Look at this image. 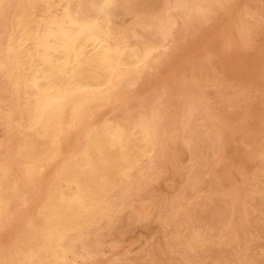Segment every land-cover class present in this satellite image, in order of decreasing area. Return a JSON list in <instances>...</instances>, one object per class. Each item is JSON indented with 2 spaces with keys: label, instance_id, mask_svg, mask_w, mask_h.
Wrapping results in <instances>:
<instances>
[{
  "label": "bare ground",
  "instance_id": "1",
  "mask_svg": "<svg viewBox=\"0 0 264 264\" xmlns=\"http://www.w3.org/2000/svg\"><path fill=\"white\" fill-rule=\"evenodd\" d=\"M114 1L115 0H10L11 5L10 7L7 6V8H9L6 10L7 21L5 23L6 33L4 35V39H6V41L9 40V42L5 46L0 47V69H4L7 72V76H5L8 78H6V82L0 86V101L4 104V109L0 111L2 112L3 119H6L7 125L9 124L11 127L16 128L18 134L15 136L13 143L11 142L10 152L8 150L9 154L2 159V163L0 164V264H71L70 262L75 260L76 254L73 249L69 247V239H73V236L78 232L87 234L92 230V226L95 225V222L99 219L111 217L112 214L125 210L129 205L128 200L132 194L144 191L149 188L153 182H158V180L162 177L165 167H167V163H169L168 159L170 157L173 158L171 151L178 150L180 147L187 151L190 163L189 167L193 170L188 171L186 175V184L179 189L170 200H168L167 209L165 213H163L162 220L165 223L173 220L178 216L179 209L184 207L182 201L188 198L187 194L192 193V195H188L190 197H197L198 195L195 191L199 188L198 185L201 180L197 176L200 174V170L204 167L205 161L208 159V149L210 148L209 146L212 145L211 143L215 141L218 142V148L220 149V146L224 141V136L226 135L224 134L225 130H222L223 127L224 129L229 130L235 116H240L241 112L246 111L251 105V102L247 99L245 94L240 95L239 92L241 91L234 94L226 93L225 91L228 90H225L222 85V81H218V79L214 76L213 69L208 62H201L198 66L195 65L192 68L189 67V70L183 76L180 72L182 77L178 79L180 80L179 89L178 92L176 91L178 94L176 95L177 100L175 101L170 99L172 89L167 86V91L162 87V89H158V91H153L151 93L148 92V96L139 97L137 94V90H140L138 88L139 83H142V81H147L149 83L152 71L156 68V66L158 68L159 62L163 58L166 60L171 59L182 39L188 36L190 37L199 27L201 28L202 26L203 28V24L210 19L215 12L222 9L226 10V6H229L231 3L234 5L233 2L235 0H171L172 2L169 1L170 4L167 3L165 6L163 11L164 14L156 17L154 21H152L151 18V20H149L150 22H148L147 18H145V20H147L146 22L144 17L141 18L139 15L135 14L127 17L128 19L131 17V20L130 22H126L121 14V10L117 11L120 12L119 14L111 12L112 3ZM126 5L123 4L125 8ZM245 5H242V12L238 10L239 13H241L238 24L252 18L253 16H257L259 14L264 15V0H254V3L250 6ZM114 9L115 8H113V10ZM128 9L129 8L126 10L129 11ZM157 12L158 11H156L155 14H158ZM230 13H232V11ZM129 14L131 15V11ZM140 14L144 15L141 13V9ZM152 14H154L153 11ZM123 15L125 16V14ZM146 15L148 14L146 13ZM238 15L237 17H239ZM221 16L219 21L221 20ZM230 18L228 19L230 20ZM235 20L238 21V19ZM220 23H218V25ZM227 23L226 24L230 29L229 26L232 23L230 22V25L229 21ZM261 24L262 23H260V25ZM174 25H177L178 27L176 31L173 30ZM223 27L224 26H222V28ZM234 28L236 29L237 26ZM234 28L232 31L235 30ZM221 29L220 32L222 31ZM237 29H240V27L238 26ZM229 31L231 32V30ZM238 34L241 40L245 41L249 38L248 30H238ZM204 35L207 34L204 32ZM213 37L214 36H212V38ZM14 38L16 39V42H10V40ZM259 40L260 39H258V42ZM200 41L197 40L196 42L199 43ZM256 42L253 41L254 44H256ZM199 45H201V43ZM196 47L194 46V48ZM247 48L251 51V48ZM253 48L254 47L252 46V49ZM213 49L214 48H212V50ZM262 49L264 48L262 47ZM189 50L193 49L191 48ZM229 51L230 50L228 49L227 52ZM202 52L203 51H201V53ZM209 52L211 54L210 50ZM254 53L256 54V52ZM192 54L193 53H191V56ZM225 55L223 53V56ZM237 55L239 56V54ZM225 57H227V55ZM176 58L178 57L176 56ZM204 58L205 57H203V60ZM244 58L246 60V56ZM199 59H201V57ZM237 60L239 59L237 58ZM196 61L197 60H195V62ZM200 61L201 60H199V62ZM172 62L173 59L171 64ZM222 62L224 61H221V63ZM165 65H167V63ZM169 66L167 68H169ZM231 66H233V64ZM240 66L241 65H239V67ZM171 68L175 69V67ZM161 69H163V67ZM177 69L178 68H176V72ZM184 70H186V68H184ZM238 71L239 70L236 72ZM243 71L245 72L246 70ZM243 71H241L242 74ZM156 72L158 74L159 71ZM239 72L238 74H240ZM249 72H251V70ZM228 73L229 78L231 72ZM227 74L223 75L226 76ZM242 74L239 76L241 77ZM260 74L261 76L264 75V73ZM177 76H179V73ZM244 76L242 78H244ZM168 77L165 78L167 79ZM162 79L160 81H162ZM173 81H175V79ZM173 81L172 85L174 86ZM239 81H241V79ZM254 82L255 87H257L256 85H258V83L256 84V80H254ZM261 82L263 81L261 80ZM166 84H168L167 81ZM149 85L151 84H148V86ZM240 85H243V82L242 84L240 83ZM261 85L258 87H261ZM210 86L219 87V91H221H218V94H214L211 97L212 100L208 103V107L204 105L206 107V114L211 119L214 118L216 123H218L216 124V128H214L215 130L212 132H209L208 129L198 121V119L201 118L196 115L194 104L192 102L196 96H203L204 88ZM174 87L176 88L177 86ZM170 89L171 91H169ZM172 96H174V92L171 94V97ZM212 122L214 123L213 120ZM210 125L213 124L210 122ZM234 125L235 122L233 123V126ZM227 130L226 132H230ZM260 131L255 135L252 132V134H250L254 136H251L249 142L247 141L248 154L245 159H249L250 162L252 161V165H250L251 167L249 166L248 169H243L241 171V179L243 184H245L248 188L247 193L249 194L250 199H253L256 193H259L264 189V124ZM239 132L241 134L240 130ZM242 132H245V130ZM233 135H235V133ZM210 139H212V142H210ZM221 155L223 156L222 153ZM221 161L224 162L223 160ZM227 165L229 164L227 163ZM211 166H213V164L210 165V167ZM170 168L171 167H169V169ZM232 168L233 167L231 166V169ZM171 172L172 174L174 173V171ZM176 173H178V170ZM164 179L165 178L163 177V181ZM174 179L176 180V178ZM211 182L212 186H215V183L213 184V181H210V183ZM171 184H173V182ZM221 185L224 186V184ZM157 186H159V184ZM230 189L233 190L232 188ZM230 189L226 192L227 195L231 193ZM172 190L174 191V189ZM223 191L225 192V188ZM157 192H159V190ZM240 193L242 192L240 191ZM198 196L200 198L202 195L200 194ZM207 196L209 198V194ZM243 197L245 198L244 193ZM218 198L219 199L215 200H221L220 197ZM148 199L149 198H147V200ZM202 199H204V197H202ZM205 199H207V197ZM156 200L157 198L155 201ZM211 200H213V197ZM150 202L151 201H149V203ZM154 202H152V205L156 203ZM195 203L196 202H194V206ZM235 203L234 209L232 206L231 208L237 212L239 208L243 210V207L247 205V203H245L246 205L244 204L245 206H242L243 202L238 200ZM258 203L256 204L257 206ZM205 205L206 204H204V206ZM17 206L28 208L30 206L31 209H25V215L23 214L24 216H21V219L19 218L23 225L21 232H14L15 234L13 236H5L4 238V230L14 225V218L17 215L15 213ZM252 207L256 208L255 206ZM208 208L210 207H206L207 210ZM216 208H218V206ZM154 210L156 211V209ZM158 211L161 212V210ZM211 211L212 210H210V212ZM246 211L243 210V213L240 215L241 218L237 219L235 224L232 222L234 219H231L232 221H230L232 223L228 222L225 225V228L223 230L221 229L222 231L218 232L216 235H214L210 229L206 227L194 225L193 228L190 227V229L185 231L183 234L182 231L181 236L180 234L176 235V233H174L176 235L174 238V236L170 234L171 238L173 236L176 243L181 246L185 253H220L225 251L226 247L231 244L242 243L243 245L244 243L242 242V239L244 237L241 239L239 238L240 240L238 239L237 235L239 230H236L235 227L239 226V229H241L247 225L244 222V220L246 221L247 219L246 214L248 212ZM143 214L145 213L143 212ZM201 214H204V212H201ZM224 214H226L225 211ZM183 215H185V213ZM186 215L189 216V212H186ZM232 216L235 217L233 214ZM237 216L238 214L236 217ZM228 217H230V214ZM247 217L249 218V216ZM209 218L212 222L211 216ZM219 218L220 215L218 220ZM175 220L177 221V219ZM179 220L180 219H178V222L176 223L181 226L182 223H180L181 221L179 222ZM218 220H216V222ZM257 221L264 228V216L260 215ZM187 223L189 222L187 221ZM214 223L215 221H213L212 224ZM160 224L162 223H159V226ZM174 226L176 225L174 224ZM161 227L160 231L162 232ZM184 228L185 226L183 229ZM258 229H260V227ZM103 231L105 230L103 229ZM250 231H252V234L254 233L253 230ZM99 232L101 231L99 230ZM116 232L113 234L114 238L116 236ZM165 232L163 230V233ZM93 233H96V231ZM104 233L102 234L103 236H105ZM110 236H112V234ZM252 236H250V238ZM109 237L106 238V240H109ZM112 239L113 238H111V240ZM120 239L121 238L118 236L117 240L120 241ZM247 240L244 242H248ZM160 242V244H163L161 240ZM249 242L247 244H249ZM92 243L96 242L93 241ZM119 243L121 244V242ZM152 244L154 245V243ZM104 245H106V243ZM97 246H99V244ZM85 247L86 246L84 245V248ZM154 248L152 250H156ZM239 248L241 251L238 252L240 255L237 263L253 264L249 261L252 259L249 257L246 258L245 256H250L247 254L249 251L244 255L242 252L245 251L244 248ZM175 250L177 252V249ZM236 250L233 251L235 252ZM161 251L159 253H161ZM138 252L140 251L138 250ZM261 252L262 251H260V253ZM115 253L117 252H114V254ZM140 253L143 254V252ZM166 253L167 252L165 251V254ZM99 254L101 255V253ZM150 254L152 255V252ZM145 256L143 261L146 260ZM174 256H176V254ZM110 257L107 258L110 259ZM154 258L156 260V257H153V259ZM164 258H166V256ZM226 259L228 260V258ZM260 260L261 259H259V261ZM100 261L102 260L100 259ZM185 261L187 260L184 259L182 262ZM230 264H232V262Z\"/></svg>",
  "mask_w": 264,
  "mask_h": 264
},
{
  "label": "rangeland",
  "instance_id": "2",
  "mask_svg": "<svg viewBox=\"0 0 264 264\" xmlns=\"http://www.w3.org/2000/svg\"><path fill=\"white\" fill-rule=\"evenodd\" d=\"M154 1V2H153ZM159 1V2H158ZM172 2L171 0H147V3H146V0H119V1H114L113 3H112V7H111V12H113V13H116V14H119L120 12H117V11H119V10H121V14H122V16H123V18H124V20L126 21V22H130V20H131V17L128 19L127 17H129V16H132V14H135V15H139L141 18H143L144 17V20H145V18H147V20H148V22H150L149 20H151V18H152V21H154L155 19H156V17H159V16H161L162 14H164V8H165V6L167 5V3L168 4H170V2ZM241 3H240V2ZM256 1V0H255ZM118 2V3H117ZM163 2V3H162ZM177 2V1H176ZM179 2V1H178ZM250 2H252V3H250ZM2 3V4H1ZM116 3V4H115ZM122 5H121V4ZM149 3V4H148ZM234 5L231 3V4H229V6H226V10H224V9H222V10H219V11H217V12H215L214 14H213V16L210 18V19H208L203 25L205 26H203V28H202V26H201V28L199 27L196 31H194L193 33H192V37L190 36H188L189 37V39H188V37H186V38H184V39H182L180 42H179V45H178V48H177V50H178V52H177V50H176V52L174 53V55H172V57H171V59H165V58H163L160 62H161V65H160V62H159V65H158V68H157V66H156V68L152 71V74H151V77H150V79H149V83L147 82V81H142V83L140 82L139 83V86H138V88L140 89V90H137V94H138V96L140 97V96H148V94L149 93H151V92H153V91H158V89H162V87L163 88H165V90L167 91V88H166V86L167 87H169V88H171L172 89V93L171 94H173V92H174V96H172L171 97V94H170V99L172 100V101H175V100H177V94L178 93H176V91L178 92V89H179V81L180 80H178V79H180V77H182L188 70H189V67L190 68H192L193 66H195V65H199L201 62H208L209 64H210V66H211V68L213 69V74H214V76L218 79V81H222V85H223V87H224V89L225 90H228V91H225L226 93H230V94H234V93H238V91H241V92H239L240 93V95H243V94H245V96H247V99H249V101L251 102V105L249 106V108L246 110V111H244V112H241V114H240V116H235V119H234V121H233V123L235 122V125L234 126H236V125H238V126H236V127H234L233 126V123H232V126H231V128L229 129V130H227V129H224V127H223V131H224V134H226L225 136H224V141H223V143H222V145L220 146V149L218 148V142H213V143H211L212 145H210L209 147V149H208V156H207V160L205 161V165H204V167H202V169L200 170V174H198V178L201 180V181H199V185H198V187L199 188H197V191H195L196 192V194H198V195H202L200 198H199V196L197 195V197H190V196H188V195H192V193H188L187 194V197L188 198H186L184 201H182V204H183V208H180L179 209V214H178V216L177 217H175L173 220H171V221H169V222H164L163 220H162V216H163V213H165V211H166V209H167V204H168V200H170L177 192H178V190L179 189H181L185 184H186V175H187V173H188V171L189 170H193L192 168L190 169V167H189V158H188V154H187V151L185 150V149H183V148H178V150H173V151H171V155H172V157L173 158H169L168 160H169V163H167V167H165V170H164V172L162 173V177L158 180V184H159V186H157L158 184L156 183V182H153L152 183V185L149 187V188H147V189H145L144 191H141V192H138V193H135V194H132L130 197H129V205H128V207L125 209V210H123L122 212H119V213H116V214H112L111 215V217H105V218H102V219H99L98 221H96L95 222V225H93L92 226V232L90 231V232H88L87 234H82V233H80V232H78V233H76L74 236H73V239H69V242H70V244H69V247L70 248H72L73 249V251L75 252V254H76V258H75V260L74 261H71L70 263L71 264H98L99 262V264H169V262H170V264H173L174 262V264H181V263H183V264H204L205 262H207L208 264H230L231 262H232V264H236L237 262H238V258H239V253L238 252H240L241 250H240V248L239 247H241V249H242V247L244 248V250L245 251H242L243 252V254L245 255L248 251V255H250V256H247V255H245L246 256V258H250V259H252V260H249L251 263H253V264H257V263H259V264H264V237H263V234H264V228H263V226H261L259 223H258V221H257V219H258V217L260 216V215H262V216H264L263 214H264V189L262 190V191H260L259 193H256L255 194V197L257 198H255V197H253V199H250L249 198V194L247 193V186L245 185V184H243V182H242V179H241V171L243 170V169H248L249 168V166L250 165H252L251 164V162H250V160L249 159H245V157L247 156V154H248V149H247V144H248V142H249V140H250V138H251V136L253 137L255 134H257V133H259V131L261 130V128L263 127V124H264V75H262L261 76V74L260 73H264V49H262V47L264 48V32H263V30H264V15H257V16H251L252 18H249V19H247L246 21H242L241 23H239L238 24V22H239V19H240V15H241V13H239V11L240 12H242L241 11V8L243 7L242 5H245V4H247V5H245V6H250L251 4H253L254 3V0H243V2H242V0H235L234 2ZM245 3V4H244ZM249 3V4H248ZM7 4V5H6ZM123 4L124 5H126V8H125V6H123ZM132 4V5H131ZM143 4V5H142ZM154 4V5H153ZM159 6H158V5ZM162 4V5H161ZM237 4H239V5H237ZM242 4V5H241ZM2 5V6H1ZM10 5H11V3H10V0H0V16H2V17H0V33L2 34H0V47H3V46H5L8 42H9V40H7L6 41V39H4V35H5V33H6V30H5V23H6V21H7V11L6 10H8V8L10 7ZM114 5H116V6H114ZM141 5V6H140ZM236 5V6H235ZM5 6V7H4ZM7 6H9L8 8H7ZM122 6H123V8H122ZM143 6V7H142ZM150 6V7H149ZM156 6V7H155ZM232 6V7H231ZM239 6V7H238ZM4 7V8H3ZM119 7H120V9H119ZM142 7V8H141ZM145 7V8H144ZM159 7H161V8H159ZM113 8H115L114 10H113ZM118 8V9H117ZM122 8V9H121ZM127 8H129L128 10L129 11H127L126 9ZM156 9V11H158L157 13L158 14H155L156 13V11H155V9ZM134 10V12H133V10ZM140 9H141V13L142 14H144V15H141L140 14ZM229 9V10H228ZM232 9V10H231ZM232 11V13H230L231 11ZM239 10V11H238ZM4 11H6V12H4ZM130 11H131V15L129 14L130 13ZM152 11H153V13L154 14H152ZM225 11V12H224ZM237 11V12H236ZM4 12V13H3ZM128 12V13H127ZM144 12V13H143ZM162 12V13H161ZM236 12V13H235ZM4 14V15H2V14ZM146 13L148 14V15H146ZM123 14H125V16L123 15ZM160 14V15H159ZM239 14V15H238ZM128 15V16H127ZM153 15V16H152ZM221 15H223V16H221ZM237 15L239 16V17H237ZM6 16V17H5ZM147 16H150V17H147ZM220 16H221V20L219 21V18H220ZM232 17V18H230V17ZM236 18H235V17ZM153 17H155V18H153ZM4 18H6V19H4ZM228 18H230V20L228 19ZM238 19V21L237 20H235V19ZM127 19V20H126ZM232 19V20H231ZM254 19H256V20H254ZM147 20H145L146 22H147ZM210 20V21H209ZM224 20H227V21H224ZM249 20V21H248ZM253 20V21H252ZM151 21V22H152ZM217 21V22H216ZM229 21V25H230V22L233 24V22H234V24L232 25H230L229 27H230V29L228 28V22ZM221 22V23H220ZM256 22V23H255ZM218 23H220L219 25H218ZM224 25H223V24ZM227 23V24H226ZM260 23H262L263 24V26H262V24L260 25ZM216 24V25H215ZM215 25V26H214ZM237 26V28H238V26L240 27V29H235L234 27L235 26ZM219 26V27H218ZM222 26H224L223 28H222ZM233 26V27H232ZM260 27V28H259ZM177 25H174V27H173V30H177ZM205 28H207V29H205ZM216 28H218V29H216ZM222 30L221 32H220V29ZM227 28H228V30H227ZM235 29V30H233L232 31V29ZM263 28V29H262ZM200 29H202V30H200ZM214 29H216V30H214ZM212 30H213V32H212ZM229 30H231V32L229 31ZM238 30H248L249 31V38H252V39H249L248 38V40H241L240 39V36H239V34H238ZM250 30H251V32H250ZM262 30V31H261ZM2 31V32H1ZM4 31V32H3ZM225 31V32H224ZM253 31V32H252ZM256 31V32H255ZM199 32V33H198ZM202 32V33H201ZM204 32L207 34V35H204ZM237 32V33H236ZM262 33V34H260V33ZM214 33V34H213ZM216 33V34H215ZM256 33V34H255ZM194 34V35H193ZM236 34V35H235ZM216 35V36H215ZM253 35H254V37H253ZM198 36H200V37H202V38H200V37H198ZM210 36V37H209ZM212 36H214L213 38H212ZM228 36V37H227ZM258 37V38H257ZM197 38H200L201 39V41H200V39H197ZM236 38V39H235ZM4 39V40H3ZM196 39V40H195ZM211 39V40H210ZM215 39V40H214ZM258 39H260L259 40V42H258ZM200 41L199 43H197L196 41ZM235 40H237V41H235ZM256 40H257V42H256ZM204 41V42H203ZM253 41L254 42H256V44H254L253 43ZM10 42H16V39L14 38V39H11L10 40ZM193 42V43H192ZM219 42V43H218ZM227 42V43H226ZM235 42H237V43H235ZM3 43V44H2ZM191 45H189V44ZM192 43V44H191ZM201 43V45H199ZM207 43V44H206ZM216 43V44H215ZM236 45H234V44ZM252 43V44H251ZM194 44V45H193ZM196 44V45H195ZM219 44V45H218ZM222 46H221V45ZM240 46H239V45ZM244 44V45H243ZM250 44H251V47H250ZM187 45V46H186ZM189 45V46H188ZM198 45V46H197ZM203 45V46H202ZM216 45V46H215ZM227 45V46H226ZM229 45V46H228ZM248 45V46H247ZM193 46V47H192ZM194 46L196 47V48H194ZM210 46V47H209ZM226 46V47H225ZM238 46V47H237ZM245 46H247V47H249V48H251V51H250V49H248L247 47H244ZM252 46L254 47L253 49H252ZM201 47V48H200ZM206 49H205V48ZM224 47V48H223ZM229 47V48H228ZM232 47V48H231ZM259 47V48H258ZM180 48H182V49H180ZM186 48V49H185ZM193 49V50H189V49ZM198 48V49H197ZM210 48V49H209ZM212 48H214L213 50H212ZM255 48H257V49H255ZM180 49V50H179ZM184 49H185V51H184ZM198 51H197V50ZM208 49V50H207ZM226 49V50H225ZM228 49L230 50L229 52H227L228 51ZM243 49V50H242ZM247 49V50H246ZM209 50L211 51V54H210V52H209ZM217 50V51H216ZM222 50V51H221ZM235 50H237V51H235ZM253 50H255V51H253ZM187 51V52H186ZM192 51V52H191ZM201 51H203L202 53H201ZM219 51V52H218ZM240 51V52H239ZM244 51V52H243ZM251 55H249L247 52ZM261 51H262V53H261ZM198 52H200L201 53V55H200V53H198ZM216 52V53H215ZM220 52H222V53H220ZM236 52V53H235ZM254 52H256V54L254 53ZM184 53H185V55H184ZM191 53H193L192 54V56H191ZM206 53V54H205ZM214 53V54H213ZM219 53H220V55H219ZM223 53H224V55H225V53H226V55H227V57H225V56H223ZM246 53V54H245ZM176 54V55H175ZM203 54V55H202ZM209 54V55H208ZM232 54V55H231ZM236 54V55H235ZM237 54H239V56L237 55ZM243 54V55H242ZM253 54V55H252ZM262 54V55H261ZM234 55V56H233ZM174 56H175V58H174ZM176 56L178 57V58H176ZM186 56V57H185ZM201 57V59H199L200 57ZM217 56V57H216ZM219 56H220V58H219ZM223 56V57H222ZM236 56V57H235ZM240 56H241V58H242V60H241V58H240ZM246 56V60H245V58L244 57ZM263 56V57H262ZM181 59H180V58ZM188 57V58H187ZM192 57H193V59H192ZM195 57V58H194ZM196 57H198V58H196ZM203 57H205L204 58V60H203ZM222 57V58H221ZM248 57V58H247ZM232 58V59H231ZM237 58L239 59V60H237ZM243 58H244V60H243ZM172 59H173V62H172V64H171V61H172ZM177 59V60H176ZM185 59V60H184ZM249 59H250V61H249ZM188 60V61H187ZM194 60V61H193ZM195 60H197L196 62H195ZM199 60H201L200 62H199ZM203 60V61H202ZM164 61V62H163ZM170 61V62H169ZM179 61V62H178ZM192 61H193V63H192ZM221 61H224V62H222L221 63ZM227 61V62H226ZM229 61H231V62H229ZM240 61V62H239ZM245 61V62H244ZM177 62V63H176ZM184 62V63H183ZM233 62V63H232ZM237 62V63H236ZM167 63V65H168V63H169V68H167L168 66L167 65H165ZM179 63V64H178ZM191 63V64H190ZM195 63V64H194ZM197 63V64H196ZM230 63V64H229ZM233 64V66H231L232 64ZM163 64V65H162ZM184 64V65H183ZM187 64V65H186ZM251 64H252V66H251ZM181 65V66H180ZM223 65V66H222ZM226 65V66H225ZM239 65H241L240 67H239ZM161 66V67H160ZM176 66H178V67H176ZM181 67V69H180V67ZM185 66V67H184ZM188 68H187V67ZM230 66V67H229ZM261 66H263V67H261ZM163 67V69H161ZM171 67H175V69H173V68H171ZM186 68V70H184V68ZM233 67V68H232ZM237 67H238V69H237ZM245 67H246V69H245ZM165 68H167V69H165ZM176 68H178L177 69V72L179 73V76H177V72H176ZM224 68H227V69H224ZM243 68V69H242ZM252 68V69H251ZM157 69V70H156ZM225 71H224V70ZM242 69V70H241ZM249 69V70H248ZM260 69V70H259ZM165 71V72H163V71ZM168 70H170V71H168ZM233 70H234V72H233ZM237 70H239L238 72L240 73V74H242V72L241 71H243V70H246L245 72L243 71V76H244V78H242L243 76L241 75V77L239 76L240 74H238V72H236ZM251 70V72H249ZM156 71H159L158 72V74H157V72ZM168 71V72H167ZM184 71V72H183ZM226 71H227V73L228 72H231V74H230V76H229V78L231 79H229L228 78V75H229V73L227 74L226 73ZM259 72V73H257V72ZM263 71V72H262ZM155 72H156V74H155ZM162 72H163V74H162ZM175 72V73H174ZM182 73V76H181V73ZM236 72V73H235ZM248 72V73H247ZM169 74V75H168ZM173 74H174V76H173ZM223 74H227L226 76L225 75H223ZM259 74V75H258ZM7 76V72L3 69H0V86H2L5 82H6V78H8V77H6ZM154 75H155V77H154ZM157 75V76H156ZM254 75V76H253ZM169 76V77H168ZM172 76V77H171ZM232 76H234V77H232ZM238 76H239V78H238ZM247 76V77H246ZM261 76V77H260ZM157 77V78H156ZM165 77H168L167 79L165 78ZM174 77V78H173ZM249 77V78H248ZM163 78V79H162ZM165 78V79H164ZM173 78V79H172ZM226 78H227V80H226ZM234 78H235V80H234ZM236 78H238V79H236ZM246 78V79H245ZM262 78V79H261ZM155 79V80H154ZM162 79V81H160ZM175 79V81H173ZM177 79V80H176ZM223 79H224V81H223ZM241 79V81H239ZM251 81V83H250V81ZM154 80V81H153ZM230 80V81H229ZM245 80V81H244ZM253 80V81H252ZM254 80H256V84L258 83V85H256L257 87H255V82H254ZM261 80L263 81V82H261ZM153 81V82H152ZM160 81V82H159ZM166 81H167V83L168 84H166ZM172 81L174 82L173 84H174V86H177L176 88L172 85ZM228 81V82H227ZM161 82H163V83H161ZM175 82H176V84H175ZM232 82V83H231ZM234 82V83H233ZM242 82H243V85H240V83L242 84ZM246 82V83H245ZM151 84V85H149L148 86V84ZM261 83H262V85H261ZM163 84H164V86H163ZM252 84V85H251ZM144 85V86H143ZM156 85V86H155ZM161 85V86H160ZM259 85H261V87H258ZM235 86V87H234ZM143 87V88H142ZM148 87V88H147ZM149 87H151V88H149ZM252 87V88H251ZM254 87V88H253ZM137 88V89H138ZM146 88V89H145ZM152 88H154V89H152ZM251 88V89H250ZM256 88V89H255ZM146 91H145V90ZM150 89V90H149ZM171 89L169 90V91H171ZM175 89V90H174ZM177 89V90H176ZM251 90V91H249V90ZM260 89V90H259ZM149 90V91H148ZM220 90V88L219 87H216V86H210V87H206V88H204V94H203V96L201 95V96H196L193 100H192V102H193V104H194V110H195V113H196V115L199 117V118H201V119H198V121L201 123V124H203L207 129H208V131L210 132H212V131H214L215 129L214 128H216V124H218V123H216V121H215V119L214 118H210L207 114H206V107H208V103L210 102V100H212L211 99V97L214 95V94H218V91ZM253 90V91H252ZM139 91V92H138ZM146 92V93H145ZM149 92V93H148ZM219 92H221V91H219ZM230 94H227V95H230ZM250 94V95H249ZM256 95V96H255ZM201 97V98H200ZM138 98V97H137ZM199 98V99H198ZM202 101H201V100ZM204 99V100H203ZM263 99V100H262ZM198 100H200V101H198ZM251 100H253L254 101V103H253V101H251ZM203 102V103H202ZM256 102V103H255ZM205 103V104H204ZM253 104H255V105H253ZM206 107H205V106ZM3 107V108H2ZM4 109V104H3V102L2 101H0V110L2 111ZM201 109V110H200ZM205 109V110H204ZM258 109H260V110H258ZM204 110V111H203ZM0 111V152H2V153H0L1 154V156H0V164L2 163V159H4L8 154H9V152H10V150H11V144L13 143V141L15 140V136H17V129L16 128H14V127H11L9 124L7 125V121H6V119L4 118L3 119V116H2V112ZM210 111V110H209ZM205 113V114H204ZM202 116V117H201ZM205 117V118H204ZM239 117H240V119H239ZM208 118V119H207ZM211 120H210V119ZM3 119V120H2ZM212 120L214 121V123L212 122ZM4 121V122H3ZM210 122L214 125H210ZM262 122V123H261ZM242 123V124H241ZM245 123V124H244ZM241 124V125H240ZM244 125V126H243ZM6 128V129H5ZM213 128V129H212ZM234 128H235V130H234ZM245 130V132H242L243 130ZM1 130H3V131H1ZM8 130V131H7ZM226 130L227 131H230V132H226ZM239 130L241 131V134H240V132H239ZM248 130H250V131H248ZM222 131V132H223ZM237 133H236V132ZM247 131V132H246ZM254 131H256V132H254ZM5 132H6V134H5ZM7 132H8V134H7ZM254 134V135H250V134H252V133ZM261 132V131H260ZM2 133V134H1ZM12 133V134H11ZM15 133V134H14ZM235 133V135H233ZM246 133V134H245ZM249 133V134H248ZM229 135V136H228ZM232 136V137H231ZM250 136V137H249ZM11 137V138H10ZM13 137H14V139H13ZM228 137H230V138H228ZM3 138V139H2ZM2 139V140H1ZM5 139V140H4ZM8 139V140H7ZM227 139V140H226ZM10 140V141H9ZM9 141V142H8ZM233 143V145H232V143ZM248 141V142H247ZM7 142V143H6ZM12 142V143H11ZM210 142H212V139H210ZM223 144H224V146H223ZM244 144V145H243ZM211 146H213V147H211ZM212 148V149H211ZM223 149V150H222ZM8 150H9V152H8ZM213 152H215V153H213ZM224 151V152H223ZM217 152V153H216ZM221 153L223 154V156L221 155ZM175 154V155H174ZM187 154V156L185 157V155ZM211 157H210V156ZM220 155H221V158H220ZM4 156V157H3ZM176 156V157H175ZM178 156V157H177ZM214 156V157H213ZM180 157V158H179ZM219 158V159H218ZM178 159V160H177ZM179 159H181V160H179ZM223 160L224 162H222L221 160ZM183 160V161H182ZM177 161V162H176ZM213 161V162H212ZM221 163V164H223V165H221L219 162ZM212 162V163H211ZM236 162H237V165H236ZM224 163H225V166H224ZM227 163L229 164V165H227ZM250 163V164H249ZM213 164V166H211L210 167V165H212ZM233 164V165H232ZM241 164V165H240ZM182 165V166H181ZM183 165H184V167H183ZM228 166V167H227ZM231 166L233 167L232 169H231ZM169 167H171L170 169H169ZM188 169H187V168ZM227 169H226V168ZM251 167V166H250ZM180 168V169H179ZM230 170H229V169ZM174 169V170H173ZM175 169H176V171H175ZM241 169V170H240ZM167 170H168V174H167ZM177 170H178V173H176L177 172ZM179 170H181V171H179ZM210 170V171H209ZM228 170V171H227ZM235 170V171H234ZM171 171H174V173L172 174V172ZM187 171V172H186ZM209 171V172H208ZM213 171V172H212ZM215 171V172H214ZM219 171V172H218ZM233 171V172H232ZM236 172V173H235ZM239 172V173H238ZM0 173H1V165H0ZM166 173V174H165ZM204 173V174H203ZM210 175H209V174ZM211 173H213V174H211ZM173 177H171L170 175ZM175 174V175H174ZM182 174V175H181ZM185 174V175H184ZM208 174V175H207ZM230 174H232V175H230ZM206 175V176H205ZM214 175V176H213ZM227 177H226V176ZM238 175V176H237ZM169 176V177H168ZM184 176V177H183ZM163 177L166 179H164V181H163ZM167 177V178H166ZM204 177V178H203ZM217 177V178H216ZM226 177V178H225ZM240 177V178H239ZM169 178V179H168ZM172 178V179H171ZM174 178H176V180L174 179ZM228 178V179H227ZM168 179V180H167ZM171 179V180H170ZM211 179V180H210ZM241 179V180H240ZM163 182H162V181ZM170 180V181H169ZM203 180V181H202ZM207 180V181H206ZM210 181H213V184L215 183V186L213 185L212 186V182L210 183ZM173 182V184H171ZM184 182V183H183ZM219 182V183H218ZM236 182V183H235ZM165 185H163V184ZM203 183V184H202ZM233 183V184H232ZM175 184V185H174ZM211 184V185H210ZM221 185V184H224V186L223 185H221V186H219V185ZM174 185V186H173ZM218 185V186H217ZM234 185V186H233ZM212 186V187H211ZM240 186V187H239ZM153 187V188H152ZM156 187H157V189H156ZM167 187V188H166ZM170 187V188H169ZM172 187V188H171ZM218 187V188H217ZM235 187V188H234ZM204 188V189H203ZM224 188H225V192L223 191L224 190ZM228 188V189H227ZM230 188H234L233 190H231ZM242 190H241V189ZM152 189V190H151ZM166 189V190H165ZM169 191H168V190ZM172 189H174V191L172 190ZM229 189H230V191H231V193H229V195H227L226 194V192L227 191H229ZM159 190V192H157V191ZM202 190H204V191H202ZM214 192H213V191ZM238 190H240L242 193H240V191H238ZM166 191V192H165ZM173 191V192H172ZM234 191V192H233ZM236 191V192H235ZM146 192H147V194H146ZM190 192V191H189ZM207 192H210V193H207ZM218 192V193H217ZM221 192V193H220ZM139 193H141V194H139ZM168 193V194H167ZM173 193V194H172ZM207 193V194H206ZM236 193V194H235ZM243 193H244V196H245V198L243 197ZM247 193V194H246ZM144 194V195H143ZM152 194H154V195H152ZM158 194V195H157ZM196 194H195V196H196ZM206 194V195H205ZM209 194V198H208V195ZM233 194V195H232ZM213 195V196H212ZM235 195V196H234ZM237 195V196H236ZM213 197V200H215V199H219L218 197H220V199L221 200H215V201H213V200H211V198ZM226 196V197H225ZM229 196V197H228ZM241 196V197H240ZM155 197V198H154ZM202 197H204V199H202ZM207 197V199H205ZM147 198H149L148 200H147ZM152 198H154V199H152ZM157 198V200L155 201V199ZM191 198V199H190ZM193 198V199H192ZM199 198V199H198ZM233 198V199H232ZM244 199V201H243V199ZM255 198V199H254ZM138 199H139V201H138ZM190 199V200H189ZM232 199V200H231ZM238 201H242L243 202V205L242 206H245L246 204L245 203H247V205L245 206V207H243V210H247L246 212H248L246 215L247 216H249V218L246 216V221L244 220V222L247 224V225H245L244 226V228H241V229H239V226H236L235 228H236V230H239L237 233H238V239L240 238H243L242 240V242L246 245H242V243H238V244H231L230 246H227L226 247V249H225V251H226V253H225V251H223V252H220V253H215V252H211V254L210 253H208V252H205L204 254L203 253H196V252H193V253H185L184 251H183V249L181 248V246L178 244V243H176V241L174 240V238H175V236L176 235H179L180 234V236L183 234V233H185V231H187L188 229H190V227L191 228H193L194 227V225H197V226H201V227H206V228H208V229H210V231L214 234V235H216V234H218V232H221L224 228H225V225L228 223V222H231L233 219V223L235 224V221L237 220V219H239V218H241L240 217V215L243 213V210L242 209H240L239 208V210H238V212L237 211H234L233 209H234V205L236 204L235 202H237V200ZM240 199V200H239ZM141 200H142V204H141ZM145 200V201H144ZM148 201V206H147V201ZM152 200H154V201H152ZM188 200V201H187ZM194 200V201H193ZM196 200V201H195ZM200 200V201H199ZM204 200H206V201H204ZM212 201V202H210V201ZM250 200V201H249ZM253 200V201H252ZM149 201H151L150 203H149ZM157 201H158V203H157ZM187 201V202H186ZM193 201V202H192ZM203 201V202H202ZM145 202H146V204H145ZM152 202H154L153 204L154 205H152ZM186 202V203H185ZM192 204H191V203ZM194 202H196L195 203V206H194ZM223 202V203H222ZM258 203V206L256 205L257 203ZM213 203V204H212ZM235 203V204H234ZM253 205H252V204ZM139 204H141V205H139ZM189 204V205H188ZM191 204V205H190ZM202 206H201V205ZM204 204H206L205 206H204ZM209 204V205H208ZM224 204H226V205H224ZM233 204V205H232ZM245 204V205H244ZM156 205H163L162 207L161 206H156ZM166 205V206H165ZM185 205H186V207H185ZM218 206V208H216L217 206ZM230 205V206H229ZM134 206V207H133ZM152 206V207H151ZM154 206H155V208H154ZM205 208H204V207ZM213 206H215V207H213ZM231 206H232V208H231ZM250 206V207H249ZM252 206H255L256 208H254V207H252ZM19 207V208H18ZM160 208V209H158V208ZM206 207H210V208H208V210L206 209ZM17 209V211L15 210V213L17 214L16 215V217L14 218L15 219V221H14V225H12L10 228L8 227V229H5L4 230V232H3V235H4V238H5V236L6 237H8V236H13L15 233H20L21 232V230L23 229V225H22V222H21V216H24L25 215V209H28L29 210V208L31 209V207L29 206V208L28 207H20V206H17L16 207ZM22 210H21V209ZM131 208V209H130ZM142 208V209H141ZM143 208H144V211H143ZM149 208V209H148ZM151 208V209H150ZM161 208H163V209H161ZM154 209H156V211L154 210ZM188 209H189V211H188ZM212 210L211 212H210V210ZM229 209V210H228ZM232 209V210H231ZM257 209V210H256ZM259 209V210H258ZM19 210V211H18ZM130 210V211H129ZM134 210V211H133ZM158 210H161V212L160 211H158ZM164 210V211H163ZM205 210V211H204ZM221 210V211H220ZM230 210H231V212H230ZM22 211V212H21ZM127 211V212H126ZM132 211H133V213H132ZM184 211V212H183ZM209 211V212H208ZM224 211H225V213L226 214H224ZM255 213H254V212ZM18 212V213H17ZM129 212H131V213H129ZM136 212V213H135ZM143 212L145 213V214H143ZM152 212V213H151ZM160 212V213H159ZM186 212H189V216H187L186 215ZM192 212V213H191ZM201 212H204V214H201ZM237 213L238 214V216L236 217V215L237 214H235V213ZM252 212V213H251ZM138 213V214H137ZM159 213V214H158ZM185 213V215H183ZM194 213V214H193ZM207 213V214H206ZM211 213H213V214H211ZM220 213H222V214H220ZM251 213V214H250ZM255 215H254V214ZM19 214V215H18ZM24 214V215H23ZM130 216H129V215ZM151 216H149V215ZM193 214V215H192ZM229 214H230V217H228L229 216ZM232 214L233 215H235V217L234 216H232ZM118 215V216H117ZM143 215V216H142ZM147 215V216H146ZM155 215V216H154ZM198 215V216H197ZM208 215V216H207ZM219 215H220V218H219V220H218V217H219ZM115 218H114V217ZM128 216V217H127ZM154 216V217H153ZM193 216V217H192ZM199 216H202V217H199ZM211 216V220H212V222L210 221V217ZM217 216V217H216ZM222 216V217H221ZM253 216V217H252ZM119 217V218H118ZM133 217V218H132ZM135 217V218H134ZM136 217H137V219H136ZM141 219H140V218ZM145 217V218H144ZM188 217V218H187ZM189 217H190V219H189ZM199 217V218H198ZM206 217V218H205ZM224 217V218H223ZM232 217V218H231ZM17 218V219H16ZM20 218V219H19ZM107 218H109V219H107ZM114 218V219H113ZM124 218V219H123ZM152 218V219H151ZM205 218V219H204ZM228 218H230V219H228ZM107 219V220H106ZM123 219V220H122ZM134 219V220H133ZM149 221H148V220ZM175 219H177V221L175 220ZM178 219H180L179 220V222L180 223H182V225L181 226H179V224H177L176 222H178ZM185 221H184V220ZM191 221H189V220ZM214 219V220H213ZM221 219H223V220H221ZM232 219V220H231ZM256 219V220H255ZM17 220V221H16ZM125 220V221H124ZM130 220V221H129ZM142 220V221H141ZM154 220H155V222H154ZM158 220H159V222H158ZM196 222H195V221ZM201 220V221H200ZM204 220V221H203ZM210 221V223H209V221ZM216 220H218L217 222H216ZM231 220V221H230ZM106 221V222H105ZM114 221V222H113ZM117 221H119V222H117ZM133 221V222H132ZM149 223H148V222ZM174 221V222H173ZM187 221L189 222V223H187ZM194 221V222H193ZM213 221H215V223L214 224H212L213 223ZM222 221V222H221ZM241 221V220H240ZM127 222V223H126ZM132 222V223H131ZM201 222H202V224H201ZM220 222V223H219ZM231 222V223H232ZM255 222H257V223H255ZM97 223V224H96ZM110 223V224H109ZM115 223V224H114ZM145 223V224H144ZM152 223V224H151ZM159 223H162V224H160V226H159ZM176 225V226H174V224ZM204 223V224H203ZM252 223H254V224H252ZM138 224V225H137ZM233 224V225H234ZM257 226H256V225ZM187 225V226H186ZM206 225V226H205ZM208 225V226H207ZM213 225V226H212ZM15 226V227H14ZM145 226V227H144ZM162 226V227H161ZM164 226V227H163ZM172 226V227H171ZM185 226V228L183 229V227ZM212 226V227H211ZM217 226V227H216ZM223 226V227H222ZM249 226V227H248ZM22 227V228H21ZM110 227V228H109ZM160 227H161V230H162V232L160 231ZM176 227V228H175ZM219 227H221V228H219ZM248 227V228H247ZM253 227H255V228H253ZM260 227V229H258ZM19 228V229H18ZM116 228H117V230H116ZM121 228H123V229H121ZM163 228H165V229H163ZM219 230H217V229ZM251 228V229H250ZM98 229V230H97ZM103 229L105 230V231H103ZM113 229V230H112ZM115 229V230H114ZM179 229V230H178ZM180 229H181V231H180ZM222 229V230H221ZM99 230L101 231V232H99ZM111 230V231H110ZM163 230H164V232L165 233H163ZM179 232H178V231ZM250 230H253V234H252V231H250ZM260 230H261V232H260ZM12 231H13V233H12ZM17 231V232H16ZM19 231V232H18ZM96 231V233H93V232H95ZM110 231V232H109ZM112 231H113V233H112ZM117 231V232H116ZM120 231V232H119ZM183 231V232H182ZM256 231H257V233H256ZM263 231V232H262ZM7 232H9V233H7ZM15 232V233H14ZM105 232V233H104ZM107 232V233H106ZM109 232V233H108ZM115 232H116V236H115V238L113 237V234H115ZM119 232V233H118ZM172 232V233H171ZM181 232H182V234H181ZM242 232H244V233H242ZM250 232V233H249ZM101 233V234H100ZM104 233V235L105 236H103L102 234ZM121 233V234H120ZM174 233H176V235L174 234ZM10 234V235H9ZM89 234V235H88ZM93 235V237H92V235ZM99 234V235H98ZM112 234V236H110ZM158 234V235H157ZM170 234H172L173 236H174V238H173V236H172V238H171V235ZM248 234H250V235H248ZM253 236H252V235ZM259 234V235H258ZM84 235H86V236H84ZM97 235V236H96ZM101 235V236H100ZM248 235V236H247ZM261 235V236H260ZM76 236H77V238H76ZM84 236V237H83ZM91 236V237H90ZM95 236V237H94ZM99 236V237H98ZM110 236V237H109ZM118 236L121 238L120 239V241H118L117 240V238H118ZM242 236V237H241ZM250 236H252L251 238H250ZM86 237H88V238H86ZM99 238V240H98V238ZM101 237V238H100ZM109 237V240H111V238H113L111 241H109L108 239V242H107V240H106V238H108ZM157 237V238H156ZM160 237V238H159ZM92 238H94V239H92ZM104 239V240H103ZM173 239V240H172ZM239 239V240H240ZM248 239V240H247ZM82 240V241H81ZM91 240V241H90ZM95 240H97V241H95ZM103 240V241H102ZM158 240V241H157ZM160 240L163 242V244H160L161 242H160ZM250 241L249 242V244H247L248 242H244V241ZM75 241V242H74ZM96 242V243H92V242ZM101 241V242H100ZM257 241V242H256ZM262 241V242H261ZM82 242V243H81ZM89 244H88V243ZM119 242H121V244L119 243ZM151 244H150V243ZM156 242V243H155ZM239 242V241H238ZM83 243H85V244H83ZM106 243V245H104ZM114 243V244H113ZM152 243H154V245L152 244ZM175 243H176V245H175ZM260 243V244H259ZM72 244V245H71ZM81 244H82V247H81ZM95 245V248H94V245ZM99 244V246H97V245ZM119 244V245H118ZM148 244V245H147ZM167 244V245H166ZM171 244H172V246H171ZM71 245V246H70ZM84 245L86 246L85 248H84ZM90 245V246H89ZM116 245V246H115ZM119 247H118V246ZM147 245V246H146ZM161 245V246H160ZM174 245H175V247H174ZM241 245V246H240ZM250 245V246H249ZM142 246H145V247H142ZM151 248H149V247ZM168 248H167V247ZM171 246V247H170ZM239 246V247H238ZM257 246H258V248L260 249H258L257 248ZM102 247V248H101ZM110 247V248H109ZM155 247V248H154ZM161 247H162V249H161ZM174 247V248H173ZM178 247V248H177ZM230 247V248H229ZM248 247V248H247ZM254 247V248H253ZM87 248V249H86ZM90 250H89V249ZM94 248V249H93ZM114 248H116V249H114ZM118 248H119V250H118ZM141 248V249H140ZM144 248H145V250H144ZM156 249V250H152V249ZM158 248H160V249H158ZM170 248H172V249H170ZM247 248V249H246ZM250 248V249H249ZM257 250H256V249ZM80 249H81V251H80ZM83 249V250H82ZM125 249V250H124ZM175 249H177V252L179 253H177L176 252V250ZM180 249V250H179ZM231 249V250H230ZM236 249H238V250H236ZM254 249V250H253ZM92 250V251H91ZM118 250V251H117ZM122 250H123V252H122ZM138 250L140 251V252H143V254L142 253H140V252H138ZM148 250V251H147ZM161 251V253H159L160 251ZM167 252L166 254H165V251ZM172 250V251H171ZM227 250H230V251H227ZM233 250H236L235 252L233 251ZM247 250V251H246ZM258 250H259V252H258ZM90 253H89V252ZM145 251V252H144ZM152 252V255L150 254L151 252ZM252 251V252H251ZM260 251H262L261 253H260ZM84 252H85V254H84ZM93 252V253H92ZM104 252V253H103ZM114 252H117V253H115L114 254ZM120 252V253H119ZM122 252V253H121ZM128 252V253H127ZM131 252V253H130ZM255 252V253H254ZM87 253V254H86ZM99 253H101V255L99 254ZM124 253V254H123ZM158 253V254H157ZM232 253V254H231ZM236 253V254H235ZM90 254H91V256H90ZM95 254V255H94ZM108 254H112V255H108ZM161 254V255H160ZM168 254V255H167ZM176 254V256H174ZM205 254H207V255H205ZM208 254H210V255H208ZM226 254V255H225ZM252 254V255H251ZM83 255V256H82ZM123 257H122V256ZM143 255V256H142ZM146 255V256H145ZM154 255V256H153ZM162 255H163V257H162ZM186 255V256H185ZM230 255V256H229ZM233 255V256H232ZM235 255V256H234ZM237 255V256H236ZM257 255V256H256ZM262 255V256H261ZM110 256H112V257H110ZM144 256H145V258H146V260L145 261H143L144 260ZM160 256V257H159ZM166 256V258H164ZM168 256V257H167ZM185 256V257H184ZM203 256H204V258H203ZM207 256V257H206ZM261 256V257H260ZM81 257V258H80ZM110 257V259H108V258ZM115 257H117V258H115ZM150 257H151V259H150ZM153 257H156V260H155V258L153 259ZM183 258V259H181V258ZM237 257V258H236ZM123 258H125V259H123ZM175 260H174V259ZM180 258V259H179ZM217 258V259H216ZM226 258H228V260L226 259ZM100 259L102 260V261H100ZM108 259V260H107ZM166 259V260H165ZM184 259L185 260H187V261H185V262H182V261H184ZM259 259H261L260 261H259ZM110 260V261H109ZM164 260H165V262H164ZM207 260V261H206ZM217 260V261H216ZM223 260V261H222ZM226 260H227V262H226ZM255 260V261H254ZM169 261V262H168ZM257 261V262H256ZM259 261V262H258ZM108 262V263H107ZM122 262V263H121ZM126 262V263H125ZM145 262H147V263H145ZM154 262V263H153ZM210 262V263H209ZM221 262V263H220ZM223 262H225V263H223ZM229 262V263H228ZM236 262V263H235ZM207 263H205V264H207ZM238 264V263H237Z\"/></svg>",
  "mask_w": 264,
  "mask_h": 264
}]
</instances>
